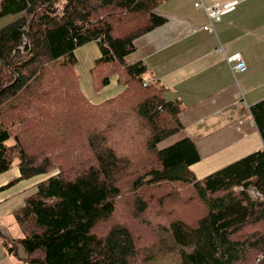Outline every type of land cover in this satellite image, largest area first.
<instances>
[{
    "label": "trees",
    "instance_id": "obj_1",
    "mask_svg": "<svg viewBox=\"0 0 264 264\" xmlns=\"http://www.w3.org/2000/svg\"><path fill=\"white\" fill-rule=\"evenodd\" d=\"M162 2L0 0V18H14L0 27V173L14 160L20 177L51 171L15 212L24 261L134 264L157 223L156 245L180 249L175 264H238L253 252L264 264V146L197 178L190 138L158 147L182 128L179 101L164 98L142 61L124 60L166 21L155 12ZM91 40L96 83L116 73L122 86L99 103L82 95L74 69L76 48ZM250 113L264 144V98ZM148 205L152 225L140 214ZM14 242L4 241L9 253Z\"/></svg>",
    "mask_w": 264,
    "mask_h": 264
},
{
    "label": "crops",
    "instance_id": "obj_2",
    "mask_svg": "<svg viewBox=\"0 0 264 264\" xmlns=\"http://www.w3.org/2000/svg\"><path fill=\"white\" fill-rule=\"evenodd\" d=\"M231 1L234 9L212 23L213 31L205 30V8ZM155 12L166 21L135 39L124 60L142 61L164 98L179 101L182 128L170 141L194 142L200 160L189 169L202 178L263 148L250 106L264 98V0H163ZM234 52L246 63L235 74L226 61ZM4 235L0 230V264H19L25 252L19 257L14 242L9 253Z\"/></svg>",
    "mask_w": 264,
    "mask_h": 264
},
{
    "label": "rangeland",
    "instance_id": "obj_3",
    "mask_svg": "<svg viewBox=\"0 0 264 264\" xmlns=\"http://www.w3.org/2000/svg\"><path fill=\"white\" fill-rule=\"evenodd\" d=\"M60 8V4H57L55 8H53V12L58 11ZM12 15H7L0 18V27L11 20H13ZM260 21L264 22L263 18H260ZM101 55L99 44L95 40H91L75 50L76 63L74 65V69L76 74L78 75V87L80 92L84 97H86L89 101L93 103H99L106 98L114 96L119 91H121L122 86L118 84V75L116 73L109 74V83L106 85L96 83L95 76L93 74V67L96 64L97 58ZM173 136H169L158 143V147L162 148L166 145L172 143L170 139ZM174 142V141H173ZM51 172V171H50ZM50 172L35 174L28 177H20V172L17 167V161L14 160L11 167L5 172L0 173V230L4 236L7 238L15 239L17 254L22 258L24 248L17 239L21 238L24 235V229L15 218V212L18 210L23 204L25 198L35 191L36 184L45 179ZM195 175V174H194ZM250 193L255 196L256 192L254 190H250ZM120 205L118 207V213H121L122 216L125 214L127 210L130 212L129 223L132 224L133 227H137L138 223L132 220V213L137 212L132 205H123L122 200L119 201ZM146 210L140 214L145 215V220L149 224H153L155 221L148 207H145ZM117 213V214H118ZM129 224V225H130ZM156 230L159 233V230L164 233V228L160 224H153ZM157 226V227H156ZM159 227V229H158ZM252 230L263 231L262 226L259 224L256 227H248L244 229L241 234L249 233ZM158 233L156 234H147L144 239H142L141 243L145 247L143 255L138 259V262L134 264H175L180 262V249L177 247H173L172 245L169 247L163 245H156L158 243L157 239L161 237ZM157 241V242H156ZM156 242V243H155ZM185 251H190V248H184ZM262 256L256 253H250L246 258L242 259L238 264H263L260 260ZM19 264H30L23 259H18ZM21 261V262H20Z\"/></svg>",
    "mask_w": 264,
    "mask_h": 264
},
{
    "label": "built area",
    "instance_id": "obj_4",
    "mask_svg": "<svg viewBox=\"0 0 264 264\" xmlns=\"http://www.w3.org/2000/svg\"><path fill=\"white\" fill-rule=\"evenodd\" d=\"M236 1H231L224 4H215L210 7L205 8V11L208 16V22L203 25V28L205 30L213 31L212 23L215 21H219L221 17L232 11L235 7ZM196 5H199V3H196ZM224 46L220 45L217 50L224 52ZM227 64L232 71L233 74L237 72H242L246 69V63L242 58V55L240 52H234L232 54H229L226 56Z\"/></svg>",
    "mask_w": 264,
    "mask_h": 264
}]
</instances>
